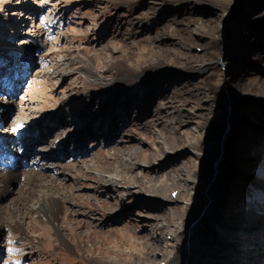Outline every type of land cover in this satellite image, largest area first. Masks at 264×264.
<instances>
[{
	"label": "rangeland",
	"instance_id": "374dc122",
	"mask_svg": "<svg viewBox=\"0 0 264 264\" xmlns=\"http://www.w3.org/2000/svg\"><path fill=\"white\" fill-rule=\"evenodd\" d=\"M1 146L0 210L41 166L66 200L0 264H264V0H0Z\"/></svg>",
	"mask_w": 264,
	"mask_h": 264
},
{
	"label": "bare ground",
	"instance_id": "6f19581e",
	"mask_svg": "<svg viewBox=\"0 0 264 264\" xmlns=\"http://www.w3.org/2000/svg\"><path fill=\"white\" fill-rule=\"evenodd\" d=\"M58 66V65H57ZM57 71V70H55ZM58 117L55 115L53 118H49V121L51 123H56ZM49 134H54L52 131V128H50ZM48 134V135H49ZM44 137V136H43ZM43 137H35L37 142L44 140ZM24 138H26L24 136ZM34 139V140H35ZM34 140L28 139L26 143H22L23 145L27 146L30 143H36ZM35 140V141H36ZM16 143H14L15 146ZM22 144H18L19 146H22ZM80 144V142H78ZM83 144H81L82 146ZM5 146H1L0 152L3 151ZM18 150V149H17ZM114 150V154H117L116 149ZM111 152V151H110ZM6 153V152H5ZM28 153V152H27ZM7 154V153H6ZM82 154V153H81ZM21 154L10 152L8 156L0 158V166H2V171H0V201L7 197V195L10 194V188L11 186H15L20 182L21 176L12 173L13 171H17L18 168L24 165H29L32 162L30 160L25 161L22 159H17V157H20ZM27 156H23V158H26ZM21 158V157H20ZM55 158V156H54ZM35 163H33L34 165ZM71 169L75 170V172H78L80 176L85 177L84 170H92V166L88 163L84 162L82 164H71ZM41 169H43V166L40 167V170L35 172H30L27 175V187H30V189H20V191L17 193L16 199L11 202L9 209L0 210V233L3 231V229H9L11 232H17V234H20L21 237L26 238V229L25 225L22 222L25 219V216H30L32 213H36L38 215V218L41 219L44 222H49L51 225H55V223H58L59 215L61 214V211L63 208L64 200H66V197L63 196L62 201L60 199V195L63 194V190L65 191L66 188L62 186L60 183H57L53 180H51L52 183H48L49 181L41 174ZM20 170V169H19ZM116 172V171H115ZM112 173V174H111ZM110 173L112 177L119 178L120 173L116 172L115 174L113 171ZM187 178V177H186ZM78 180V179H77ZM57 189V190H56ZM60 191L62 193L60 194ZM8 212V214H6ZM10 214V216H8ZM64 243L68 245L65 241Z\"/></svg>",
	"mask_w": 264,
	"mask_h": 264
},
{
	"label": "trees",
	"instance_id": "16d2710c",
	"mask_svg": "<svg viewBox=\"0 0 264 264\" xmlns=\"http://www.w3.org/2000/svg\"><path fill=\"white\" fill-rule=\"evenodd\" d=\"M223 175H224V176H227V174H225V173H223ZM224 176H223V177H224ZM223 177H221L222 179L218 180V182H217V184H216V187H217V188H216V189H217L216 191H217V192H218L219 190H223V188H224V187H223V183H224V178H223ZM208 225H210V224H209V223H207V225H203V224H202V225L199 227V229H200L199 233H202V234L205 235V232H207L205 227H206V226L208 227ZM210 229H211V228H210ZM207 235H208V234H207Z\"/></svg>",
	"mask_w": 264,
	"mask_h": 264
}]
</instances>
